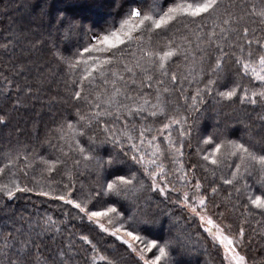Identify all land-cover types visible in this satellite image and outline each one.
I'll use <instances>...</instances> for the list:
<instances>
[{
	"label": "trees",
	"instance_id": "obj_1",
	"mask_svg": "<svg viewBox=\"0 0 264 264\" xmlns=\"http://www.w3.org/2000/svg\"><path fill=\"white\" fill-rule=\"evenodd\" d=\"M156 2L164 5L166 10L173 0ZM237 3L244 11L253 5L261 7V0H237ZM151 6L152 0H0V168H5L9 159L14 161L12 167L5 168L0 174V184L15 180L22 187L31 189L17 192L11 201L0 193V221L10 218L15 226L23 225L25 231L29 222L34 226L33 244L38 247L31 248L27 264H36L37 254L41 260L46 258L48 264H53L61 250L70 257L69 264H92L91 257L96 253L91 245L80 239L81 235L87 236L100 254L108 256L114 264H143L135 252L115 237L101 232L95 222H89L71 205L37 194L66 195L69 191L77 200L88 197V207L93 211L116 207L120 213L117 223L122 221L125 229L145 237L146 242L154 240L163 245L175 239L190 241L189 247L195 249L191 254H183L179 246L173 247L174 264H226L219 247L203 232L198 220L180 203L172 202L177 197L182 198L184 192L190 197L197 196L192 186L197 180L202 185L198 195L205 196L210 218L224 227L230 236L243 228V244L238 246V251L246 255L249 264H264V212L252 207L248 199L264 198V182L260 180L259 171L253 166L251 175L246 173L233 185H226L223 179L231 178L238 158H228L219 168L201 158L200 150L211 151L215 143L228 140L243 142L257 155H264V120L259 119L264 115V105L258 103L253 108L250 104L241 105L238 97L223 101L217 95L219 91L239 85V96L244 88L250 91L259 89V82L251 75L238 72L235 57L231 54L225 57L219 76H210L219 49L205 45L207 55L204 51H195L198 42L193 30L200 31L201 38L206 40V33L214 27L212 20L215 16L202 21L201 29H196L195 24L188 28L174 24L165 37L153 40V48L165 50L171 39L191 53L187 54V60L180 56L169 62V73L175 72L178 76L177 85L171 84L170 75L161 77L155 71L152 74L154 81L165 79L170 87L186 90L165 94V98L171 100L167 104V115L187 120L186 124L171 129V138L180 143L179 130L182 127L191 133L182 141L184 155L180 158L192 185L179 183L176 186L178 191L169 192L167 199L151 191V180L144 175L143 169L130 156L124 155L128 150L127 143L122 147L109 142L99 124L93 123L85 128L87 121L79 119V115L88 113L91 106L84 100L74 99V91L80 90L74 83L79 81V70L69 69L68 60L78 57L83 48L94 42V37L119 27L132 7L146 12ZM235 12L237 16L243 14L240 7ZM235 27L241 30L248 27L250 37L253 28L257 30V36L264 33L259 18L251 15L245 16ZM215 30L219 31V28ZM185 35L192 40L191 45L183 39ZM225 51L231 53L232 49L225 48ZM235 51L239 52V49ZM89 55L99 54L86 53L85 57ZM201 55H205L204 61L197 59ZM116 67L123 68L122 65ZM210 78L216 83L211 85V94H202L203 103H199L200 97L197 98L199 111H196L191 107V97L198 88H205ZM188 80L192 82L188 83ZM97 83L101 87L86 85L83 95L94 99L97 94L105 95L102 88L110 90V85H104L102 80ZM156 87L162 86L153 82V88H143L142 91L152 94ZM129 88L133 92L140 91L137 85H129ZM149 99H152L151 95ZM134 122L138 126L143 123L158 128L166 119L163 116L147 117ZM69 124L74 129H69ZM74 130H83L86 134L73 138ZM207 137L214 138L212 145L202 143ZM77 142L94 159L84 161ZM109 156L123 162L111 168L100 167L97 161L107 160ZM76 160L80 163L76 164ZM43 161L55 162V169L49 173ZM230 163L232 167L228 166ZM26 164L30 166L26 167ZM193 166L194 171H189ZM133 175L136 177L134 185L139 187L141 182L144 185L134 197L126 198L115 193L104 195L107 184L118 176L131 178ZM212 188H216L215 193ZM48 217L54 223L50 231H45ZM100 222L111 228L106 219ZM124 239L128 237L124 236ZM135 246L142 247L139 242ZM155 253L156 249H153L152 253H146V257L151 258Z\"/></svg>",
	"mask_w": 264,
	"mask_h": 264
},
{
	"label": "snow or ice",
	"instance_id": "obj_2",
	"mask_svg": "<svg viewBox=\"0 0 264 264\" xmlns=\"http://www.w3.org/2000/svg\"><path fill=\"white\" fill-rule=\"evenodd\" d=\"M164 7L156 0H152V6L146 12L138 7H132L121 20L119 27L94 37V42L83 48L78 57L68 60L67 66L73 71L79 70V81H74V83L80 90L74 91V99L84 100L91 106L88 113L79 115L81 122L87 121L84 127L89 128L93 123L99 124L103 132L107 134V141L122 147L126 142L128 150L124 152V155L130 156L131 160L143 169L144 175L151 180V191L158 192L160 196L167 199L169 192H175L178 189L175 184L165 183L169 180V174L165 171L164 160L162 159L165 152L170 154L172 163L180 164L179 168L173 170L177 181L182 185H192V182L187 180L188 171L184 170V165L180 161V157L184 155L182 141L191 133L182 127L179 130L180 143L171 138V129L174 126L186 124L187 120L184 117L176 119L168 116L167 104H170L171 100L165 98V94L186 90L170 87L165 79L157 78L154 81L152 72L159 73L161 77H169L170 75L171 84L177 85V74L175 72L170 74L168 71L169 62L173 60V57L180 56L187 60V54L191 53L188 48L182 47V45L171 39L168 40L165 50L153 48V40L165 37L170 30V26L174 24H183L185 28H188L190 24H195L196 29H201L202 21L215 16V19L212 20L214 27L206 33V40L201 38L200 31L193 30L195 40L198 42L195 51H204L207 55L205 45L215 46L219 49L215 64L211 66L209 75L215 74L218 77L225 57L231 54L235 57L234 63L238 67V72H242L245 76L251 75L253 80L260 84L259 89L256 90L250 91L248 88H244L239 96L237 91L239 85L227 91H219L217 95L223 101H233L234 98L238 97L241 105L250 104L253 108L258 103L264 105V33L257 36L255 35L257 30L253 28L251 29L253 35L250 37L248 27H244L242 30L235 27L247 15L258 17L259 23L264 25V0H261V7L257 8L253 5L248 11H244L243 6L238 4L237 0H173L172 4L166 7V10H164ZM238 7L241 8L243 13L239 16L235 12ZM217 20L220 21L219 24ZM204 27H207V25H204ZM217 27L219 31L215 30ZM183 39L189 45L192 44V40L187 35ZM225 48L232 49L231 53L225 51ZM237 48L239 52L235 51ZM86 53L99 55H89L86 58ZM205 55H201L197 59L204 61ZM81 65H84V67L81 68ZM118 65L123 66L122 70L116 67ZM124 73L130 75L125 76ZM98 80H102L104 85H110V90L102 88L101 91L105 92V95L97 94L94 99L83 95L86 85L93 88L101 87L97 83ZM138 80L139 84L137 83ZM153 82L162 87H156L152 94L143 93V88H153ZM191 82V80H188V83ZM215 83L216 80L210 78L205 88H198L196 94L191 97L193 101L191 107L199 111V108L196 107L197 98L200 97L199 103H203L202 94L205 92L211 94V85ZM129 85H137V89H140V91L133 92ZM149 95L152 96V99H149ZM159 116L165 117L166 122L158 128L143 123L138 126L134 122L139 118L147 119V117L156 118ZM259 119L264 120V115H261ZM0 123H2V120H0ZM68 128L74 129V126L69 124ZM85 134L83 130H74L73 138ZM158 136L164 138L167 144L166 149H162L161 145L157 143ZM92 141L95 143L94 137ZM202 143L212 145L214 138L207 137L203 139ZM77 147H79L78 142ZM200 151H202L201 158L216 168H219L228 158H238L239 162L234 163L231 178L223 179V183L226 185H233L246 173L251 175L253 166L259 171L261 182H264V155H257L243 142L235 140L221 141L215 143L211 151ZM79 152L84 161L94 159L90 152H85L82 147H79ZM17 158L19 159V157ZM122 162L111 156L107 160L97 161L100 167L107 166L109 168ZM13 163L14 161L9 159L5 168L12 167ZM43 163L48 166L47 171L49 173L56 167L55 162L43 161ZM75 163L79 164L80 160H76ZM25 166L29 167L30 165L26 164ZM228 166L232 167L233 165L230 163ZM194 167L189 171H194ZM5 168H0V174H3ZM135 179V175L131 178L118 176L116 180L107 184L104 195L115 193L116 195H124L126 198L134 197L144 187L142 182L139 187L134 185L133 181ZM192 186H194L196 193L201 192L202 185L199 180L195 181ZM26 191H31V189L22 187L15 180L10 184H0V193H4L9 201L16 197L17 192ZM236 191L239 192L240 189L237 188ZM212 192L215 193L216 188H212ZM37 194L71 205L72 208L77 210L78 214L87 217L89 222H95L101 232L115 237L116 240L125 244L129 250L135 252L138 259L143 261V264H174L172 259L173 247L179 246L185 255L195 251L194 248L189 247L190 241L181 239L168 241L163 245H158L154 240L146 242L145 237L125 229L122 221L117 223L120 213L117 212L116 207H108L104 211H93L88 207L90 202L88 197H85L82 201L77 200L72 198L71 191L66 195L53 196L47 192ZM248 199L252 207L264 212V198L249 197ZM172 202L180 203L193 216L198 217L203 232L208 233L214 245H219L223 249L226 264H249L246 255L238 251V246L243 244L244 229L241 228L237 234L230 236L224 227L216 224L212 218L206 215L207 205L204 195L190 197L187 192H184L182 198L177 197ZM102 219H106L111 228L101 223ZM53 223L51 217H48L45 221L44 230L50 231ZM33 232L34 226L31 222H29L28 230L25 231L23 225L15 226V222L10 218L0 221V264H27L31 248L38 247V245L33 244ZM124 236H127L128 239H124ZM80 239L85 244L91 245L93 252L96 253L91 257L92 264H100V262L114 264L108 256L100 254L87 236L81 235ZM137 242L142 247L137 248L135 246ZM153 249H156V253L151 258L146 257V253H152ZM69 259L68 254L61 250L57 253V258L53 260V264H69ZM36 264H48V261L46 258L41 260L40 255L37 254Z\"/></svg>",
	"mask_w": 264,
	"mask_h": 264
},
{
	"label": "rangeland",
	"instance_id": "obj_3",
	"mask_svg": "<svg viewBox=\"0 0 264 264\" xmlns=\"http://www.w3.org/2000/svg\"><path fill=\"white\" fill-rule=\"evenodd\" d=\"M157 143H159L161 145L162 149H166L167 148V144L165 143L164 138L162 136H158ZM162 159L164 160L165 171H166V173L169 174V180L165 181V183H169L170 185L175 184L177 186L179 184V182L177 181L176 174H174L173 170L179 168L180 164L179 163H175V164L172 163V161L170 159V154L168 152L164 153V156L162 157ZM180 161H181V158H180ZM176 182H178V183H176ZM196 195L199 196L198 193H196ZM206 215L210 217V215H208V213H207V208H206ZM195 218L198 220L199 226L203 230V228L201 227L200 220L198 219V217H195ZM217 246L219 247V249H220V251L222 253V256L224 257L223 249L219 245H217Z\"/></svg>",
	"mask_w": 264,
	"mask_h": 264
}]
</instances>
